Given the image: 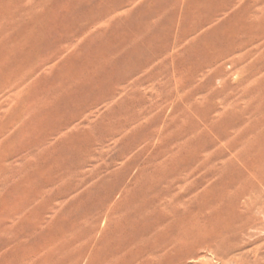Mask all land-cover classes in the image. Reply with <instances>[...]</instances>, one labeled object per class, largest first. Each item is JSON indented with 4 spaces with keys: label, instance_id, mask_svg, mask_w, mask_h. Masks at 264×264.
<instances>
[{
    "label": "rangeland",
    "instance_id": "374dc122",
    "mask_svg": "<svg viewBox=\"0 0 264 264\" xmlns=\"http://www.w3.org/2000/svg\"><path fill=\"white\" fill-rule=\"evenodd\" d=\"M263 59L264 0H0V264H264Z\"/></svg>",
    "mask_w": 264,
    "mask_h": 264
},
{
    "label": "bare ground",
    "instance_id": "6f19581e",
    "mask_svg": "<svg viewBox=\"0 0 264 264\" xmlns=\"http://www.w3.org/2000/svg\"><path fill=\"white\" fill-rule=\"evenodd\" d=\"M234 3H235V2H234ZM240 24H241V23H240ZM58 32H59V31H58ZM213 36H214V35H213ZM57 37H58V36H57ZM214 37H215V36H214ZM213 39H215V38H213ZM223 39H224V38H223ZM252 40H253V39H252ZM242 48H243V47H242ZM236 49H237V48H236ZM238 49H239V48H238ZM243 50H244V49H243ZM28 54H30V53H28ZM208 55H209V54H208ZM29 56H30V55H29ZM246 57H247V56H246ZM17 60H19V59H17ZM17 60H16V61H17ZM257 60H258V59H256V61H255L254 63H257V62H258ZM263 60H264V59H263ZM240 62H241V61H240ZM249 62H250V61H249ZM260 62H261V61H259L258 63H260ZM254 63H253V64H254ZM236 64H238V63H236ZM241 65H242V64H241ZM258 67H259V66H258ZM178 68H179V67H178ZM7 69H8V68H7ZM10 69H11V68H10ZM208 69H210V68H208ZM238 69H240V68H238ZM243 69H245V68L243 67ZM8 70H9V69H8ZM211 70H212V69H211ZM245 70H246V69H245ZM245 70H242V73H241V74H244V76H245V73H246V72L243 73V71H245ZM255 70H256V69H255ZM260 71H261V70H260ZM256 72H257V71H256ZM212 73H213V72H212ZM238 73H239V72H238ZM241 74H240V75H241ZM251 74H252V73H251ZM240 75H239V76H240ZM237 76H238V74H237ZM237 76H236V77H237ZM239 76H238V78H239ZM241 76L243 77V75H241ZM241 76H240V78H241ZM257 77L259 78V76H257ZM195 78H196V77H195ZM232 78H233V77H232ZM3 79H4V78H3ZM141 79H143V78H141ZM198 80H199V79H198ZM234 80H235V79H234ZM236 80H237V79H236ZM240 80H241V79H240ZM175 81H176V80H175ZM143 82H145V81L143 80ZM176 82H177V81H176ZM181 82H182V81H181ZM236 82H237V81H236ZM177 84H178V83H177ZM233 84H234V83H232V85H233ZM204 85H205V84H203V86H204ZM252 85H253V84H252ZM176 86H178V85H176ZM176 86H175V87H176ZM28 87H29V86H28ZM30 87H31V86H30ZM199 87H200V86H199ZM235 87H236V86H235ZM247 87H248V86H247ZM252 87H253V86H252ZM188 88H189V87H188ZM190 88H191V87H190ZM233 88H234V87H233ZM243 89H244V88H243ZM14 90H15V89H14ZM198 90H199V89H198ZM200 90H201V88H200ZM235 90H236V89H235ZM238 90H239V89H238ZM244 90H245V89H244ZM202 91H203V90H202ZM247 91H248V90H247ZM204 92H205V91H204ZM210 93H212V92H210ZM239 93H240V92H239ZM208 94H209V93H208ZM215 94H216V93H215ZM249 94H250V93H249ZM232 95H233V94H232ZM189 96H190V95H189ZM234 96H235V95H234ZM251 96H253V95H251ZM173 97H174V96H173ZM209 97H210V96H209ZM175 98H176V97H175ZM153 103H154V102H153ZM142 104H143V103H142ZM143 105H144V104H143ZM144 106H145V105H144ZM234 106H235V105H234ZM235 107H236V106H235ZM148 108H149V107H148ZM231 109H232V108H231ZM234 110H235V109H234ZM210 111H211V110H210ZM203 112H204V111H203ZM223 112H224V111H223ZM151 113H153V112H151ZM151 115H152V114H151ZM195 115H196V114H195ZM207 115H208V114H207ZM209 115H210V114H209ZM215 115H216V114H215ZM234 115H235V113H234ZM153 116H154V114H153ZM227 116H228V115H227ZM126 117H127V116H126ZM210 117H212V116H210ZM221 119H222V118H221ZM209 120H210V119H209ZM150 121H151V120H150ZM217 121H218V120H217ZM220 121H222V120H220ZM227 121H228V120H227ZM227 121H225V123H226ZM247 121H248V120H247ZM223 122H224V121H223ZM184 123H186V122H184ZM203 123H205V122H203ZM238 123H239V122H238ZM213 124H214V123H213ZM247 124H248V123H247ZM210 125H212V123H211ZM205 126H206V125H205ZM132 128H133V127H132ZM161 128H162V127H161ZM207 129H208V128H207ZM174 130H175V129H174ZM175 131H176V130H175ZM180 131H181V130H180ZM180 131H179V132H180ZM242 133H243V132H242ZM185 134H186V133H185ZM198 134H200V133L198 132ZM218 135H219V134H218ZM246 135H247V134H246ZM153 136H155V135L153 134ZM193 136H194V135H193ZM213 136H214V135H213ZM199 137H200V136H199ZM256 137H257V135H256ZM220 138H221V137H220ZM261 138H262V137H261ZM214 139H215V138H214ZM217 139H218V138H217ZM251 139H253V137H252ZM254 139H255V138H254ZM229 140H230V139H229ZM193 141H194V140H193ZM204 143H205V142H204ZM214 143H216V142H214ZM243 143H244V142H243ZM245 143H246V142H245ZM177 144H178V143H177ZM210 144H211V143H210ZM232 144H233V143H232ZM248 144H249V143H248ZM205 145H206V143H205ZM227 145H228V144H227ZM230 145H231V144H230ZM243 146H244V145H243ZM204 147H206V146H204ZM214 147H215V146H214ZM250 147H253V146L250 145ZM216 149H217V148H216ZM249 149H251V148H248V150H249ZM169 150H171V149H169ZM252 150H253V149H252ZM171 151H172V150H171ZM240 152H242V151H239L238 154H239ZM246 152H247V151H246ZM218 153H219V152H218ZM248 153H249V152H248ZM230 155L232 156V158H234V160L236 159V158L233 156V153L230 154ZM243 155H246V154H243ZM131 156H132V155H131ZM131 156H130V157H131ZM239 156H240V155H239ZM146 157H147V156H146ZM242 157H243V156H242ZM246 158H247V157H246ZM242 159H243V158H242ZM236 160H237V162H238V159H236ZM239 160H240V159H239ZM239 162H240V161H239ZM244 162H245V161H244ZM247 162H248V161H247ZM229 163H231L230 160H229ZM228 165H229V164H228ZM241 165H242V164H241ZM232 167H233V165H232ZM185 169H186V168H185ZM190 173H192V172H190ZM216 175H217V174H216ZM242 178H243V177H242ZM247 178H249V177H247ZM251 178H252V177H251ZM251 178H249V179H251ZM255 179H256L255 181H257V180L260 181L258 178H255ZM260 179H261V177H260ZM247 181H249L252 185H253V183H255V182H251L250 180H247ZM253 181H254V178H253ZM263 181H264V180H263ZM261 182H262V181H260V183H261ZM261 184H264V182L261 183ZM248 185L250 186L249 183H248ZM258 185H259V183H258ZM246 186H247V185H246ZM246 186H245V187H246ZM255 186L257 187V185H255ZM260 186H261V185H259V186L257 187V188H258L257 190H260V189H261ZM167 187H168V186H167ZM251 187L254 188L253 186H251ZM263 187H264V186H263ZM168 188H169V187H168ZM241 188H242V187H241ZM255 189H256V188H255ZM255 189H254V190H255ZM262 189H263V188H262ZM237 190H239V189H237ZM245 190H247V189H245ZM108 191H109V190H108ZM166 191H167V190H166ZM251 191H252V190H251ZM251 191H250V192H251ZM260 192H261V193H260ZM234 193H235V192H233V194H234ZM240 193H244V192H240ZM246 193H247V192H246ZM248 193H249V192H248ZM248 193H247V194H248ZM252 193H254V192L252 191L251 194H252ZM259 193H260L261 196H262V193H263L262 190H260ZM255 194H256V193H255ZM257 194H258V193H257ZM253 195H254V194H253ZM263 195H264V193H263ZM232 196H233V195H232ZM235 196H236V195H235ZM248 196H249V195H248ZM248 196H246V197L249 199ZM252 197H253V196H252ZM263 197H264V196H263ZM244 198H245V197H244ZM253 198H254V197H253ZM239 199H240V198H237V200H239ZM257 199H258V198H257ZM232 200H233V199H232ZM263 200H264V199H263ZM222 201H224V200H222ZM243 201H245V200H243ZM243 201H242V202H243ZM246 201H247V200H246ZM248 201H249V200H248ZM250 201L253 202L251 199H250ZM255 201H256V200H255ZM257 201H258V200H257ZM230 202H231V201H230ZM251 202H250V203H251ZM224 203H225V202H223V204H224ZM234 203H235V202H234ZM248 203H249V202H248ZM248 203H246V204H248ZM253 203L255 204V202H253ZM260 203H262V201H261ZM239 204H241V202H239ZM246 204H245V205H246ZM254 204H250V205H254ZM257 204H258V203H257ZM99 205H101V204H99ZM221 206H222V205H221ZM230 206H231V205H230ZM243 206H244V205H243ZM262 206H263V205H262ZM224 207H225V206H224ZM236 207H237V206H236ZM247 207H248V206H247ZM258 207L260 208V206H258ZM234 208H235V207H234ZM243 208H244V207H243ZM251 208H252V207H251ZM256 208H257V207H256ZM261 208H263V207H261ZM263 209H264V208H263ZM221 210H222V209H221ZM232 210H233V208H232ZM232 210H231V211H232ZM238 210H239V209H238ZM254 210H256V209H254ZM223 211H224V210H222V212H223ZM243 211H245V210H243ZM246 211H248L247 208H246ZM250 211H251V210H250ZM250 211H249L248 213H250ZM263 211H264V210H263ZM226 212H227V211H226ZM232 212H233V211H232ZM232 212H228V213H232ZM261 212H262V211H261ZM251 213H252V212H251ZM232 215H233V214H232ZM249 215H250V214H249ZM263 215H264V214H263ZM241 217H242V216H241ZM247 217H249V216L247 215ZM252 218H253V217H252ZM252 218H250V219H252ZM242 219H244V218H242ZM242 219H241V220H242ZM245 219H246V217H245ZM16 220H17V219H16ZM74 222L77 223L76 221H74ZM74 222H73V223H74ZM86 235H87V234H86ZM87 236L89 237V235H87ZM79 237H80V236H79ZM84 238H85V237H84ZM85 239H86V238H85ZM87 242H88V241H87ZM91 242H92V241H91ZM57 244H58V243H57ZM68 244H70V243H68ZM82 244H84V243H82ZM84 247H85V246H84ZM87 247H88V246H87ZM97 248H98V247H97ZM97 248H96V251H97ZM90 249H91V247H90ZM100 249H102V248H100ZM79 250H80V249H79ZM82 250H83V249H82ZM91 251H94V249H91V250H90V253H91ZM99 251H100V250H99ZM99 251H98V252H99ZM54 252H55V251H54ZM57 254H58V253H57ZM87 254H88V253H87ZM93 254H96V252L93 253ZM97 254H98V253H97ZM60 255H61V254H60ZM78 255H79V254H78ZM91 255H92V254H91ZM92 257H95V255H93ZM118 257H119V256H118ZM63 262H64V261H63ZM71 263H73V262L71 261ZM75 264H76V263H75Z\"/></svg>",
    "mask_w": 264,
    "mask_h": 264
}]
</instances>
